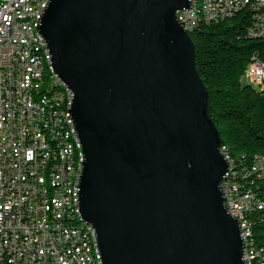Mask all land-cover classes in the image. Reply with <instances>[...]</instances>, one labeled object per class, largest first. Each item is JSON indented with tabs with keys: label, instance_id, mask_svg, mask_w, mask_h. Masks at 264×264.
<instances>
[{
	"label": "water",
	"instance_id": "1",
	"mask_svg": "<svg viewBox=\"0 0 264 264\" xmlns=\"http://www.w3.org/2000/svg\"><path fill=\"white\" fill-rule=\"evenodd\" d=\"M191 0H49L38 31L73 93L79 213L102 264H244L228 161L176 12Z\"/></svg>",
	"mask_w": 264,
	"mask_h": 264
},
{
	"label": "built area",
	"instance_id": "2",
	"mask_svg": "<svg viewBox=\"0 0 264 264\" xmlns=\"http://www.w3.org/2000/svg\"><path fill=\"white\" fill-rule=\"evenodd\" d=\"M43 3L45 0H0V264H80V258H87L84 231L92 225L81 221L79 213L81 168L79 180L68 183L69 162L58 165L55 174L62 197L56 210H47L46 167L54 163V155L39 135L44 108L29 102V95L43 86L39 59L30 54ZM251 7H261V14H251ZM243 9L251 16L246 34L263 37L264 0H201V23H218ZM177 19L190 31L189 7ZM39 48L48 49L44 38ZM243 76L257 88L262 85L264 64L256 55L251 56ZM54 82L64 83L55 73ZM46 90L49 105H56L54 131H59L66 149L63 124H74L73 118L68 111L58 112L60 91ZM67 92L68 103H72L73 93ZM75 139L84 156L76 128ZM227 169L228 179L221 188L228 213L238 221L243 262L264 264V245L255 243L252 232L254 221H264V198L251 187L264 177V167L254 161L234 170V161H228ZM67 195H74L77 208H70ZM99 254L97 247V261L89 264H99Z\"/></svg>",
	"mask_w": 264,
	"mask_h": 264
},
{
	"label": "trees",
	"instance_id": "3",
	"mask_svg": "<svg viewBox=\"0 0 264 264\" xmlns=\"http://www.w3.org/2000/svg\"><path fill=\"white\" fill-rule=\"evenodd\" d=\"M259 11L251 7V14ZM250 21V11L243 9L218 23L204 24L198 18L189 32L220 149L228 161H234V170L264 156V80L258 88L239 81L252 55L264 64V36L246 34ZM251 187L264 198V177ZM252 232L255 243L264 245V221H254Z\"/></svg>",
	"mask_w": 264,
	"mask_h": 264
},
{
	"label": "bare ground",
	"instance_id": "4",
	"mask_svg": "<svg viewBox=\"0 0 264 264\" xmlns=\"http://www.w3.org/2000/svg\"><path fill=\"white\" fill-rule=\"evenodd\" d=\"M49 0H45L43 7L40 8V18L46 9ZM259 9L261 7H255ZM183 9L176 12L177 17H181ZM256 14H261V11ZM190 19L193 20L190 24V31L195 23V20L201 19V0H191L189 6ZM184 27V22H180ZM190 32L189 29H185ZM34 41L30 45V54L33 59H39L40 73H43L42 84L37 86V93L29 95V102L40 104L44 108L41 112V119H39V135L42 137V144L51 147L52 155H54V163L46 167V184L50 189L49 199L47 203V210H56L59 205V199L62 197V189L59 188V180L56 179L55 171H58V165H63L64 160L69 162V173H67L68 183H76L79 180V168H82L84 156H82L81 148L78 147V141L75 139V125L63 124V139H65V147H63L62 140H60L59 131H54L53 116L56 115V105H49L47 99L46 87H51V91H60L58 99V112H67L68 117H72L70 108L72 103H68L69 92L68 86L65 83L54 82V72H52L50 52L48 49H42L43 37L38 30H34ZM220 149V146H219ZM222 152V150L220 149ZM226 158V157H225ZM227 159V158H226ZM228 161V160H227ZM256 161L264 167V156L257 157ZM228 175V169L224 174V180ZM67 203H70V208H77V201H74V195H67ZM81 221L86 222L81 218ZM85 239V254L87 258H80V264L96 263L97 261V247L96 236L92 226H89V231H84ZM242 259H244V252L242 248ZM99 264H102L101 256L99 254Z\"/></svg>",
	"mask_w": 264,
	"mask_h": 264
},
{
	"label": "rangeland",
	"instance_id": "5",
	"mask_svg": "<svg viewBox=\"0 0 264 264\" xmlns=\"http://www.w3.org/2000/svg\"><path fill=\"white\" fill-rule=\"evenodd\" d=\"M239 81H240L242 84L247 83V80L244 78L243 74L241 75ZM254 86H255V85H254Z\"/></svg>",
	"mask_w": 264,
	"mask_h": 264
}]
</instances>
